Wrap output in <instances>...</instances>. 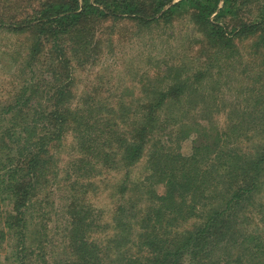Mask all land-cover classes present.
<instances>
[{"label": "trees", "instance_id": "obj_1", "mask_svg": "<svg viewBox=\"0 0 264 264\" xmlns=\"http://www.w3.org/2000/svg\"><path fill=\"white\" fill-rule=\"evenodd\" d=\"M244 1L34 0L7 20L0 13V27L32 33L25 67L45 65L52 79L37 101L29 77L0 105V188L11 203L3 223L13 241L8 264H33L25 213L50 147L68 135L77 153L72 167L88 179L76 183L81 195L103 171L120 174L118 201L102 230L116 234L97 242L92 234L103 227L102 217L98 224L88 204L74 207L63 253L52 264H264V85L222 92L223 109L235 114L223 125L210 114L213 93L209 101L202 92L205 78L213 90L220 82L225 87L230 73L222 68L240 59L237 41L254 39L264 65V2L241 19ZM179 17L217 46L218 78L207 68L189 72L160 62L147 83L133 88L135 100L72 102L77 50L97 52L90 42L105 33L103 24L133 20L153 29ZM257 76L264 78V70ZM227 93L240 99L227 106ZM198 108L201 118L192 115ZM191 135V153L184 155L181 143ZM142 159L145 176L133 180L131 167Z\"/></svg>", "mask_w": 264, "mask_h": 264}, {"label": "rangeland", "instance_id": "obj_2", "mask_svg": "<svg viewBox=\"0 0 264 264\" xmlns=\"http://www.w3.org/2000/svg\"><path fill=\"white\" fill-rule=\"evenodd\" d=\"M33 2L34 0H0V13L3 19L7 20L13 14L20 12L22 6L35 5ZM263 2L264 0L242 2L239 10L240 18L255 16ZM100 28H103L105 33L97 32L90 42L91 45L94 43L99 45L97 52L87 55L83 49H79L72 63L74 70L72 102L74 103L84 100L104 102L135 100L137 97L134 96L133 88L147 83L149 76L160 62L161 64L166 62L167 65H183L184 68L191 69L188 70L189 72L204 71L207 68L215 78L220 74L217 71L219 63H216V54L219 52L217 46L206 43L199 30L187 17L176 18L169 25L162 24L153 29L139 28L133 20L109 21ZM107 35L112 42L105 40ZM31 39L32 33L28 30L14 33L4 26L0 27V105L9 101L11 94L22 85L23 79L31 78L35 101L51 86L52 79L45 72L48 70L45 65L42 67L33 64L31 70L25 67ZM253 41L254 39L250 38L236 42L240 59L227 62L222 68L223 72L230 73L229 77L222 79L226 82L225 87L229 84L227 89L220 82V85L213 90L206 78L202 85L203 96H207V99H209L208 94L212 97L213 93L214 102L213 107H210V114L221 125L227 116H235L233 112L229 113L227 108L223 109L225 98L222 92L229 91V88L231 90L238 88L245 93L261 84L264 85V78L260 80L257 76V72L264 70L262 56L251 46ZM232 67H235L233 72ZM233 94L235 95L236 91ZM233 99L240 98L232 97L227 93V106ZM199 110L200 108L194 110L193 117L201 118L202 113ZM193 139L194 135H191L181 143L182 154L191 153ZM72 141V137L68 135L60 145L55 144L50 147L49 156L52 154V158L47 160L44 166L45 173L41 184L25 213L27 242L29 250L33 252L31 255L33 264H52L53 260L61 257L66 234L65 225L70 215L68 210L74 207L88 204L92 215L98 214V224L102 217L103 227H96L92 234L97 242H103L105 236L116 234L114 229L109 227L105 232L102 230H104V222L108 221L118 201L115 194L117 189L114 186L119 181L120 174L115 171H103L98 177H94L95 179L91 178L96 185L95 188L89 189V187L85 194L81 195L76 183L87 182L88 179L81 178L77 168L72 167L77 156L72 150L74 148ZM144 161L142 159L131 167L133 180L145 176ZM156 190L161 193L163 188L157 185ZM78 195L84 197L78 198ZM6 196L0 188V232L4 235L3 241H0V264L9 263V245L13 243L9 239L12 235L10 236L3 223L4 217L11 210L10 200L6 199ZM259 198L264 202V191Z\"/></svg>", "mask_w": 264, "mask_h": 264}]
</instances>
